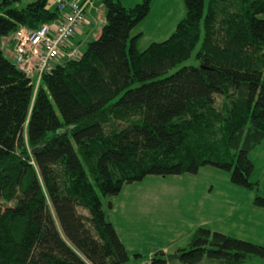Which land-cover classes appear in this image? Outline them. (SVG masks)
I'll return each mask as SVG.
<instances>
[{
  "label": "trees",
  "instance_id": "obj_1",
  "mask_svg": "<svg viewBox=\"0 0 264 264\" xmlns=\"http://www.w3.org/2000/svg\"><path fill=\"white\" fill-rule=\"evenodd\" d=\"M182 1L174 32L140 52L131 32L152 0L131 8L103 0L98 37L35 91L3 43L57 12L50 0H0V264H168L167 250L147 261L129 255L102 198L206 166L257 187L248 154L264 141V0ZM195 51L198 67L172 73ZM173 255L180 264H244L264 261V246L198 227Z\"/></svg>",
  "mask_w": 264,
  "mask_h": 264
},
{
  "label": "rangeland",
  "instance_id": "obj_2",
  "mask_svg": "<svg viewBox=\"0 0 264 264\" xmlns=\"http://www.w3.org/2000/svg\"><path fill=\"white\" fill-rule=\"evenodd\" d=\"M163 1L157 6L166 7L170 17L165 14L161 19L160 15L166 12L157 10L133 31L132 35H143L137 43L140 52L152 43L165 41L173 21L178 23L185 15L182 0H167L168 4ZM260 19L264 20V14ZM94 38L93 34L89 40ZM83 49L81 46L80 50ZM196 51L172 73L182 67H198ZM220 100L217 97L216 108L221 106ZM124 126L116 124L119 129ZM248 158L253 164L250 182L258 184L253 190L234 186L229 173L206 166L195 175L147 177L142 182L124 185L119 195L102 198V210L122 243L133 251L131 255L139 254L145 261L159 251L167 250L173 255L178 249L187 248L202 219L209 220L212 232L220 231L225 236L264 246V207L255 204L257 198L264 200V141L248 154ZM244 262L264 264L259 259ZM168 264L180 263L173 260Z\"/></svg>",
  "mask_w": 264,
  "mask_h": 264
},
{
  "label": "built area",
  "instance_id": "obj_3",
  "mask_svg": "<svg viewBox=\"0 0 264 264\" xmlns=\"http://www.w3.org/2000/svg\"><path fill=\"white\" fill-rule=\"evenodd\" d=\"M56 8V21L34 31L18 29L4 41L15 67L37 89L44 73L52 69L61 57L76 59L80 53L72 48L71 40L84 22V13L92 0H50Z\"/></svg>",
  "mask_w": 264,
  "mask_h": 264
},
{
  "label": "crops",
  "instance_id": "obj_4",
  "mask_svg": "<svg viewBox=\"0 0 264 264\" xmlns=\"http://www.w3.org/2000/svg\"><path fill=\"white\" fill-rule=\"evenodd\" d=\"M20 2H19V6L20 7H23V6H25V5H27V4H29V3H32V2H35L36 0H19ZM117 1H119L125 8H131V7H133V6H135L136 4H139V3H141V1L142 0H117ZM160 1L161 0H152V2H151V7H150V12H149V14H148V16L146 17V18H148V17H151V15H153V13H155V11H157V10H162L163 12H166V13H163V14H161L160 15V18L162 19L163 18V16L166 14V16H169L170 17V14L171 13H168L169 12V10L165 7V8H162V7H159V6H157L158 5V3H160ZM102 3H103V0H93V5H92V7L86 12V14H85V22H84V24L81 26V28H80V30H79V32L76 34V36L74 37V40H73V42H74V44H75V46H77L79 49H81V46H84L88 41H91V40H94V39H96L97 37H98V34H99V32H100V30H101V27H102V25H103V23H104V10H103V7H102ZM163 3L164 4H168V1L167 0H165V1H163ZM98 4H100V5H98ZM181 10V9H180ZM157 13V12H156ZM168 13V14H167ZM159 15V14H158ZM166 16L164 17V21H166ZM145 18V19H146ZM144 19V20H145ZM181 20V19H180ZM179 20V21H180ZM178 21V22H179ZM159 22L160 21H158L156 24L158 25L159 24ZM178 23H174V21H173V24L171 25V27L167 30V34H172L173 32H174V28H176V25H177ZM167 25H168V23H167ZM173 27V28H172ZM134 31V30H133ZM133 31L131 32V36H136V35H140L141 37L140 38H142L143 37V35H142V33H138V34H135V35H132L133 34ZM172 32V33H171ZM94 34V39H91V40H89V38L92 36ZM169 35V36H170ZM166 36V35H165ZM168 36V37H169ZM139 41V40H138ZM263 142V141H262ZM261 142V143H262ZM122 191V190H121ZM207 203H209V202H207ZM200 228H205V229H208L209 231H211L212 232V230H210V223H209V220L208 219H202V221H200V223H199V225H198ZM202 226V227H201ZM114 227V226H113ZM114 229H115V231H116V234H117V236H118V238H119V240L121 241V243H122V240H121V238L119 237V235H118V232H117V230H116V228L114 227ZM213 232H218V233H220V234H223L222 232H220V231H213ZM123 245H124V247H125V250L127 251V253L129 254V255H131V253L133 252V251H130L129 249H128V247L124 244V243H122ZM164 251H166V250H164ZM151 254H153V253H150V255ZM200 264H219V263H208V262H201Z\"/></svg>",
  "mask_w": 264,
  "mask_h": 264
},
{
  "label": "water",
  "instance_id": "obj_5",
  "mask_svg": "<svg viewBox=\"0 0 264 264\" xmlns=\"http://www.w3.org/2000/svg\"><path fill=\"white\" fill-rule=\"evenodd\" d=\"M166 259H167L168 262H171V261L177 259V256H175V255H168Z\"/></svg>",
  "mask_w": 264,
  "mask_h": 264
},
{
  "label": "bare ground",
  "instance_id": "obj_6",
  "mask_svg": "<svg viewBox=\"0 0 264 264\" xmlns=\"http://www.w3.org/2000/svg\"><path fill=\"white\" fill-rule=\"evenodd\" d=\"M20 28H22V27H19L18 29H20ZM24 29V28H23ZM25 30H27V29H25ZM27 31H31V30H27ZM32 31H34V30H32ZM39 86V85H38ZM34 88V87H33ZM38 88V87H37ZM34 90H35V88H34ZM37 90V89H36ZM35 90V91H36Z\"/></svg>",
  "mask_w": 264,
  "mask_h": 264
}]
</instances>
